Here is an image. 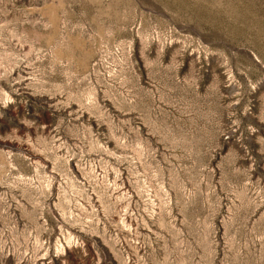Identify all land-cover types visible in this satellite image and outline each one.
Returning <instances> with one entry per match:
<instances>
[{
	"label": "rangeland",
	"instance_id": "rangeland-1",
	"mask_svg": "<svg viewBox=\"0 0 264 264\" xmlns=\"http://www.w3.org/2000/svg\"><path fill=\"white\" fill-rule=\"evenodd\" d=\"M0 264H264V0H0Z\"/></svg>",
	"mask_w": 264,
	"mask_h": 264
}]
</instances>
